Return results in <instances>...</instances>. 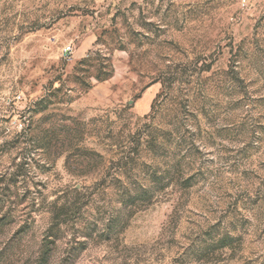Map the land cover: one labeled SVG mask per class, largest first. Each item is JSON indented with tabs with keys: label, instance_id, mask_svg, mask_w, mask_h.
<instances>
[{
	"label": "rangeland",
	"instance_id": "374dc122",
	"mask_svg": "<svg viewBox=\"0 0 264 264\" xmlns=\"http://www.w3.org/2000/svg\"><path fill=\"white\" fill-rule=\"evenodd\" d=\"M0 264H264V0H0Z\"/></svg>",
	"mask_w": 264,
	"mask_h": 264
},
{
	"label": "trees",
	"instance_id": "16d2710c",
	"mask_svg": "<svg viewBox=\"0 0 264 264\" xmlns=\"http://www.w3.org/2000/svg\"><path fill=\"white\" fill-rule=\"evenodd\" d=\"M89 62V60H85L84 61V63H88ZM104 71V70H103ZM103 71H101L100 72V74H99V76H98V81L99 82H104V81H106V80H108L110 77H111V75H112V73H110V72H108V71H106V72H103ZM62 208H60V210L59 209H57L56 208V211H63V210H65V209H63V210H61ZM57 213V212H56ZM56 227L59 229L60 227H61V225H63V220H61V215H59V214H57V216H56Z\"/></svg>",
	"mask_w": 264,
	"mask_h": 264
}]
</instances>
